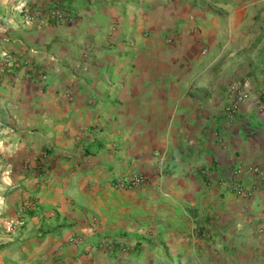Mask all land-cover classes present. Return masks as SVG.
Returning a JSON list of instances; mask_svg holds the SVG:
<instances>
[{
  "label": "crops",
  "instance_id": "1",
  "mask_svg": "<svg viewBox=\"0 0 264 264\" xmlns=\"http://www.w3.org/2000/svg\"><path fill=\"white\" fill-rule=\"evenodd\" d=\"M7 53L0 264H264V186L229 190L264 173V0H0Z\"/></svg>",
  "mask_w": 264,
  "mask_h": 264
},
{
  "label": "built area",
  "instance_id": "2",
  "mask_svg": "<svg viewBox=\"0 0 264 264\" xmlns=\"http://www.w3.org/2000/svg\"><path fill=\"white\" fill-rule=\"evenodd\" d=\"M24 17L28 21H35L41 16H45L48 18H53L57 20L66 19L67 18V11L61 7H36L34 5L24 6L23 8ZM22 61L13 54H4L1 57L0 62V72L1 73H8L13 74L15 68L19 66ZM41 77L44 78L45 75L41 74ZM229 93L231 95V102L224 106L222 110V115L226 120H232L235 118L239 105L248 99L249 92L245 90L239 84H231L229 87ZM260 94L264 96V88L260 90ZM243 168L241 166H236L233 168L232 172L236 175L240 172ZM255 174V180L251 188L247 189L241 181L238 179L231 182L229 186V190L236 195H241L244 197L252 196L253 192L257 189V187L264 186V173L260 172L257 167L249 168ZM150 179L149 176L144 175L138 171H130L124 175L115 176L110 180L111 186L119 189H128L136 186H140L145 184ZM35 207V202L30 199H26L24 202L21 203L19 208V214L29 213ZM81 238L78 235H72L70 237V241L77 242ZM110 245V244H109Z\"/></svg>",
  "mask_w": 264,
  "mask_h": 264
}]
</instances>
